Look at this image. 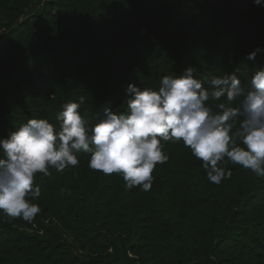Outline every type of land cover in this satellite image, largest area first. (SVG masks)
<instances>
[{
	"label": "trees",
	"instance_id": "obj_1",
	"mask_svg": "<svg viewBox=\"0 0 264 264\" xmlns=\"http://www.w3.org/2000/svg\"><path fill=\"white\" fill-rule=\"evenodd\" d=\"M257 48L264 0H0V137L32 118L59 130L57 112L81 95L82 112H125L129 83L158 89L188 66L202 81L239 69L248 87ZM164 151L150 191L83 152L37 173L35 218L0 210V264H264V177L227 163L215 184L182 140Z\"/></svg>",
	"mask_w": 264,
	"mask_h": 264
},
{
	"label": "clouds",
	"instance_id": "obj_2",
	"mask_svg": "<svg viewBox=\"0 0 264 264\" xmlns=\"http://www.w3.org/2000/svg\"><path fill=\"white\" fill-rule=\"evenodd\" d=\"M261 51L257 48L248 58L254 60ZM196 72L188 66L179 75H164L158 89L129 83L125 112L111 106L96 114L82 112L81 95L57 112L59 130L48 119L32 118L0 137V210L32 221L41 211L32 202L41 195L36 174L77 166L81 152L90 154L91 169L122 176L129 189L150 191L156 165L169 159L165 143L181 140L202 161L210 182L231 177L227 163L264 177V67L248 87L239 69L204 81Z\"/></svg>",
	"mask_w": 264,
	"mask_h": 264
}]
</instances>
